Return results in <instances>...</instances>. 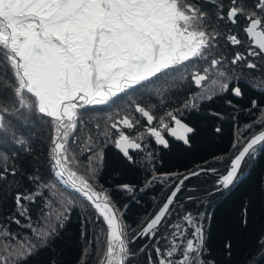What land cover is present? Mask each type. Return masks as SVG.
<instances>
[{"label": "snow or ice", "instance_id": "obj_1", "mask_svg": "<svg viewBox=\"0 0 264 264\" xmlns=\"http://www.w3.org/2000/svg\"><path fill=\"white\" fill-rule=\"evenodd\" d=\"M256 59H264V0H0V207L8 199L12 205L0 220V264H61L71 212L82 205L99 221L89 242L96 264H139L141 257L144 264H230L235 231L249 222L246 211L235 219L234 232L215 241L211 223L205 226L212 218L188 211L171 217L175 208L183 209L176 198L190 178L211 172L217 186L234 185L246 160L264 147V127L235 140L223 174L200 168L182 176L136 229L125 224L123 210L97 182L111 143L119 157L116 173L137 166L134 153L147 151L140 166L148 178L139 191L150 188L159 177L149 171L154 153L144 142L154 139L168 149L170 136L181 142L177 147L191 148L197 128L182 122V111L196 110L198 102L221 99L234 111L256 109L264 117L256 100L240 107L245 94L234 75L257 69ZM177 84L189 89L182 109L157 116ZM142 97L154 103L142 104ZM125 99L126 106L81 140L86 113L111 110ZM37 122L48 129L46 164L19 172L10 161L20 150L31 153L28 129ZM137 128L135 136L126 134ZM117 188L130 198L137 191L129 183ZM22 220L26 231H13L11 225L19 229ZM138 240L150 243L133 251ZM256 245L264 259V233ZM89 254L85 250L78 264H88Z\"/></svg>", "mask_w": 264, "mask_h": 264}, {"label": "trees", "instance_id": "obj_2", "mask_svg": "<svg viewBox=\"0 0 264 264\" xmlns=\"http://www.w3.org/2000/svg\"><path fill=\"white\" fill-rule=\"evenodd\" d=\"M176 86V89L174 88ZM167 93V99L177 101H169L165 103V108L160 109L156 115H162L165 109L172 110L180 107L183 98L177 96L180 85H175ZM248 92L244 95L243 101L240 102L241 108L250 107L251 99L258 102L259 108L264 105V91L257 89V86L248 85ZM175 90V91H174ZM174 93H171L173 92ZM176 94L177 97H175ZM136 99L137 97H133ZM140 99V98H139ZM151 105L150 103H143ZM127 99L120 101L111 110L89 111L85 114L84 120L87 123L82 131H78L81 140L95 129L97 122H103L106 116L120 110L122 106H126ZM219 112V117H214L212 113ZM186 122L190 126H196L197 132L191 148L185 150L184 147H177L180 141L169 140L172 147L164 149L156 144V149H152V141H145L147 150L154 153L149 171H154L159 179L144 191H139L144 186L148 178V172L140 165L144 164L147 151L135 155L137 166L128 169L123 173L114 172L115 162L119 159L117 150L108 143L105 147V159L108 162L106 166H102L97 187H103L104 190L111 193L113 202L118 208L123 210V219L125 224L131 229H136L142 219L154 215L158 210V206L164 202L169 194L171 187L184 174L192 171H198L200 168H216L219 174H223L229 165V158L236 152L232 145L236 138L250 136L259 128L245 132L244 126L250 124L254 116L259 111L253 109L250 113L245 111H234L232 108L226 107L224 101L215 99L213 101L198 102L196 110H187ZM123 114V112L121 113ZM142 119V118H141ZM220 128L219 134L214 133L211 129ZM126 134L135 136L140 131L139 128L134 130H125ZM28 132L34 137L30 141L31 153L23 150L18 152V159L14 162L10 161L12 166L16 167L19 172L28 173L39 167L43 170L46 164V152L48 145L47 126L37 122L34 127H30ZM165 174H171V179L165 180ZM217 174L211 172L202 173L199 177H192L185 182L182 190L178 193L176 201L183 205V209L175 208L171 220L176 219L177 214L184 211L191 212L194 216L202 213L212 218L205 222L207 227L209 223L212 225L213 238L215 239L221 233H232L235 231L234 221L240 212L246 211L248 216V225L244 231H235L237 244L230 264H245V261L251 257L250 264H264V259H260V252L257 251L256 241L258 237L264 233V147H257L251 158H248L243 164L240 175L234 185L223 189L216 185ZM160 181H163L161 183ZM118 183H129L137 188L133 197H129L118 190ZM71 192V189H67ZM192 196L194 199L189 201L187 197ZM0 199H3L0 193ZM127 206V207H125ZM11 200L0 207V220L11 210ZM33 207L32 215L35 217V207ZM83 207L78 206L71 212V227L66 233V246L61 255V264H78L79 259L85 250H89L90 254L85 257L88 264H95L96 255L94 246H90V241L94 239L95 231L87 228V217ZM22 225L18 229L15 224L11 225L13 231L24 232L26 229ZM166 229L161 228L160 235H163ZM85 232L86 236L80 233ZM146 240H138L132 245L133 251L138 249ZM163 246V244L161 245ZM139 264H144V257H141Z\"/></svg>", "mask_w": 264, "mask_h": 264}, {"label": "flooded vegetation", "instance_id": "obj_3", "mask_svg": "<svg viewBox=\"0 0 264 264\" xmlns=\"http://www.w3.org/2000/svg\"><path fill=\"white\" fill-rule=\"evenodd\" d=\"M239 50L243 51V49H239ZM222 54H223L222 52H218L217 53L218 56L222 55ZM254 62H256L257 65H258L257 69H255V70H245L243 72L236 71L234 73V75L239 78V81H238L239 86L241 87L242 91L245 94H247V92H248V87H247L248 85H264V59H256ZM177 85H179V84H177ZM257 89H260L262 92L264 91V88H262V87L261 88L257 87ZM183 91L185 93V96L183 98V102H184L186 96L189 94V89L185 87V88H183ZM252 100L253 99H251V101ZM183 102H182V105H183ZM182 105L180 107L176 108V109L172 108V111H176L177 109H182ZM188 110H190V109H188ZM186 111H182V122H185V123H187L186 122L187 121L186 120L187 115H186V113H183V112H186ZM142 120H143V118H142ZM172 126H175V125L173 124ZM166 138L169 139V140H175L176 141V139L174 137L166 136ZM151 141L155 145V146L152 147V149L153 148L156 149V144L154 142V139L151 140ZM146 148H148V147L146 146ZM135 153L139 154V153H144V152H135Z\"/></svg>", "mask_w": 264, "mask_h": 264}, {"label": "rangeland", "instance_id": "obj_4", "mask_svg": "<svg viewBox=\"0 0 264 264\" xmlns=\"http://www.w3.org/2000/svg\"><path fill=\"white\" fill-rule=\"evenodd\" d=\"M252 86V85H251ZM254 86V85H253ZM255 86H257L258 88H264V85H255ZM175 89H176V86L174 87ZM173 88V89H174ZM183 88H185V87H181L180 88V90L178 91V94H177V96H179V97H181V98H184V96H185V93H184V91H183ZM175 91V90H174ZM174 91L173 92H171V93H174ZM173 95H175V97H177L176 96V94H173ZM140 100H141V102H143V103H145V102H147V103H154V100L153 99H150L149 97H142V98H140ZM177 101L175 98L173 99V100H166L165 101V103L166 102H171V101ZM183 100V99H182ZM262 108H264V105H263V107ZM261 121H264V117H262L261 115H260V112L258 113V115H256V116H254V119L251 121V123L250 124H252L253 125V127H252V129L250 130V131H252L254 128H259V127H261V126H263L264 124H262L261 123ZM236 139H239V137L238 138H236ZM233 148L231 149V152H233ZM84 211H85V215H86V219H87V222H88V224H87V228L89 229V230H91V231H95V235L97 234V233H99V221H97L96 220V217H95V215H94V212H93V210L90 208V207H83L82 208ZM84 252H85V248H84ZM96 260H97V258H96ZM95 264H96V262H95Z\"/></svg>", "mask_w": 264, "mask_h": 264}, {"label": "water", "instance_id": "obj_5", "mask_svg": "<svg viewBox=\"0 0 264 264\" xmlns=\"http://www.w3.org/2000/svg\"><path fill=\"white\" fill-rule=\"evenodd\" d=\"M174 127V126H173ZM261 129H259L258 131H256L255 133H257V132H259ZM255 133H253V134H255ZM253 134H251V135H253ZM230 162V161H229ZM184 175H188V173L187 174H184ZM183 175V176H184ZM182 177V176H181ZM180 179V178H179ZM177 182H178V180H177ZM220 188H223V187H220ZM223 189H226V188H223ZM169 194H170V192H169ZM155 214V213H154Z\"/></svg>", "mask_w": 264, "mask_h": 264}]
</instances>
